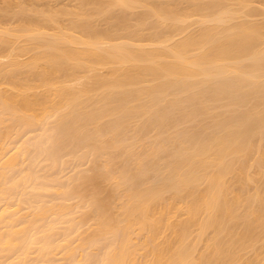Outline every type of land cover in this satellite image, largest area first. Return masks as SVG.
Masks as SVG:
<instances>
[{"label": "bare ground", "instance_id": "1", "mask_svg": "<svg viewBox=\"0 0 264 264\" xmlns=\"http://www.w3.org/2000/svg\"><path fill=\"white\" fill-rule=\"evenodd\" d=\"M254 5L0 0V264H264Z\"/></svg>", "mask_w": 264, "mask_h": 264}, {"label": "rangeland", "instance_id": "2", "mask_svg": "<svg viewBox=\"0 0 264 264\" xmlns=\"http://www.w3.org/2000/svg\"><path fill=\"white\" fill-rule=\"evenodd\" d=\"M252 1H253V0H252ZM261 1H264V0H255V4H256V5H254V6H257V7H256L257 9H258V7H259V8L262 10V8H264V7H263L264 2H261ZM256 2H257V3H256ZM260 2H261V3H260ZM253 3H254V2H253ZM258 3H260V4H258ZM262 3H263V5H262ZM260 6H261V7H260ZM261 10H260V11H261ZM263 10H264V9H263ZM261 12H262V11H261ZM260 17H261V16H260ZM261 18H262V20H263L264 16L261 17ZM261 18H260V19H261ZM258 19H259V18H258ZM259 21H261V20H259ZM74 201H75V200H74ZM74 201H73V203L75 204L76 201H75V202H74ZM87 228H88L87 226H84V230L87 229Z\"/></svg>", "mask_w": 264, "mask_h": 264}]
</instances>
